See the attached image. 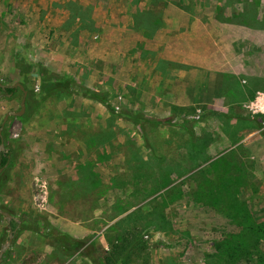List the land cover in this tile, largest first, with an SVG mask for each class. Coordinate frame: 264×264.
I'll return each instance as SVG.
<instances>
[{"label":"rangeland","instance_id":"374dc122","mask_svg":"<svg viewBox=\"0 0 264 264\" xmlns=\"http://www.w3.org/2000/svg\"><path fill=\"white\" fill-rule=\"evenodd\" d=\"M132 1L139 12L138 0ZM148 1L139 0V8L146 2L148 13L163 10ZM88 2L0 0V85L21 82L31 92L23 114L9 116L1 129L0 153L9 154L0 166V208L5 210L0 212L12 216L6 213L7 221L0 214V231L15 228L4 252H10L7 264H90L87 257L61 253L48 236L51 229L91 243L99 260L112 245L135 235L144 242L125 249V264H255L246 251L254 253L253 231L264 222V129L259 135L238 129H143L135 99H126L130 89H122L115 77L105 92L112 112L76 94L40 95L41 79L49 73L70 76L74 89L94 83L78 71L93 65L89 45L113 53L105 61L119 71L110 74L135 85L136 58L130 60L135 40L95 33L79 47L77 39L54 31L68 12L80 13ZM127 3L98 0L96 13L105 19L122 15ZM171 3L165 13L196 14L200 18L187 24L198 25L197 30L223 29L221 61L240 62L251 73L257 69L252 83L264 88V0ZM243 14L258 20L238 19ZM210 15L233 16L230 20L254 30L200 22ZM185 40L206 46L205 39ZM16 53L39 71L16 75ZM20 100L19 91L0 92V125L5 113L19 110ZM195 110L176 119L199 123L204 114ZM260 243L264 254V239Z\"/></svg>","mask_w":264,"mask_h":264},{"label":"crops","instance_id":"0c3cea01","mask_svg":"<svg viewBox=\"0 0 264 264\" xmlns=\"http://www.w3.org/2000/svg\"><path fill=\"white\" fill-rule=\"evenodd\" d=\"M97 1L89 0L86 5L81 4L82 9L78 14L68 12L54 31L62 30L64 37L77 39L79 47H84L85 39L95 33L100 34L101 38L127 36L128 39L135 40L137 50L129 57L130 60L136 58L137 71L133 76L136 83L134 85L133 79L112 76L111 69L116 72L119 70L109 66L105 59L108 54L113 53L96 46L91 48L89 45L88 58L93 65L82 67L78 71L81 75L82 71L88 73L87 76L95 81L93 84L83 82L85 88L105 93L108 91V81L111 80L109 78L115 77V82H119L117 84L122 89H130V92L126 91V99H135L143 129H238L241 133L256 132L257 135L264 129V115L252 114L246 108L254 100L256 93L264 92V88L252 83L257 69L254 68L251 73L240 62L227 65L221 61L224 58L220 55L221 47L218 42L227 38L223 29L219 30L220 33L218 29L214 32L203 26L197 30L198 25L187 24L200 18L196 14L186 15L185 18L165 13L173 5L171 0L148 1V5L153 2L161 4L163 10L160 13H148L146 2L145 8L140 9L139 0L137 12L134 2L128 0L127 10L124 9L127 13L107 16L106 19L97 15ZM246 17L254 22L258 20L257 15ZM230 18L232 16H222L219 19L210 15L202 17L200 22H208L211 27L227 24L254 30V27L234 23ZM244 20L238 21L245 22ZM67 22L71 24L64 30L63 26ZM196 37L205 39L206 46L194 44L193 40H185ZM211 39H216L217 43ZM101 76L104 77L98 81ZM111 83L114 84L113 81ZM99 108L102 112L101 106ZM197 108L204 114L199 123L186 119L179 122L176 119L191 115Z\"/></svg>","mask_w":264,"mask_h":264},{"label":"trees","instance_id":"16d2710c","mask_svg":"<svg viewBox=\"0 0 264 264\" xmlns=\"http://www.w3.org/2000/svg\"><path fill=\"white\" fill-rule=\"evenodd\" d=\"M164 1L166 2V0ZM243 17H246V15L243 14L240 17H238V19ZM232 18L234 17L232 16ZM235 21L234 23H236ZM12 66H13V70L17 72L16 75H19L21 73L24 77L30 74L33 70L39 71L37 66L27 62V60L24 59L18 53H16L13 56ZM19 84L22 85L23 88L26 90L25 84L21 82H19ZM73 84H74L73 79L68 75H57L54 73H49L46 77L41 79L40 95L42 97L49 98L54 94L55 95L76 94L83 98L97 101L109 112L113 111L112 108L108 105L107 95L105 93H98L85 87H78L77 89L76 88L74 89ZM15 91H19V90L12 88H5V89L0 88V92H3L8 95L13 94ZM26 92H27L26 99L29 100V97L31 96V92H28L27 90ZM135 116L137 119H140L137 113ZM8 154L9 152L7 154H3L2 152L0 153V166H3L7 162ZM0 210L5 211L2 208H0ZM6 213L12 216L11 212L7 210ZM12 230H15V228L11 227V229H9V227L5 226L0 231V245L2 241H6L8 232ZM253 234L257 237L254 244L251 245L252 249L254 250V253L252 252L250 253V251L247 250L246 256H250V257L253 256L251 258H253L255 264H264V254L261 253L259 250L261 244L260 242L261 240L264 239V222L256 224ZM49 235L54 239V241L56 242V247L60 250L61 253H63L64 255H71L76 253L79 256L87 257L90 260V264H125L126 260L123 258V253L125 249L131 245H138L144 242L142 241L141 236L136 237L135 235H130L128 238L129 241H127L128 240L127 239V240H123L120 245L117 244L112 245L110 254L99 260L97 255L92 249L91 243L87 244V241L85 240L72 239L63 233L58 232L56 229H51L50 232L48 233V236ZM9 255L10 252L7 251L3 255L0 264H7L9 261Z\"/></svg>","mask_w":264,"mask_h":264},{"label":"water","instance_id":"95a60500","mask_svg":"<svg viewBox=\"0 0 264 264\" xmlns=\"http://www.w3.org/2000/svg\"><path fill=\"white\" fill-rule=\"evenodd\" d=\"M0 88L1 89H5V88L18 89L20 91V93H21V100H20V103H19V110L17 112H7V113H5V115L2 118L1 125H0V149H1L2 148V139H1V129H2V126H3L4 122L6 121V119L9 116H12V117H20L23 114L24 109H25V99H26L27 92L23 88V86L20 85L19 83H15L12 86H2V85H0ZM0 214L2 216H4L7 219V221H9L11 219V217L8 214H6V213L0 212ZM13 233H14V231H9L8 232L7 241L3 245H1V247H0V262H1V258L3 256L5 250L10 245V242H11L12 236H13Z\"/></svg>","mask_w":264,"mask_h":264},{"label":"built area","instance_id":"2783aa9c","mask_svg":"<svg viewBox=\"0 0 264 264\" xmlns=\"http://www.w3.org/2000/svg\"><path fill=\"white\" fill-rule=\"evenodd\" d=\"M246 108L252 114L264 115V94H258Z\"/></svg>","mask_w":264,"mask_h":264}]
</instances>
